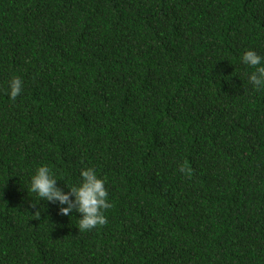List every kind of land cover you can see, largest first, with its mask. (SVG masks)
Returning a JSON list of instances; mask_svg holds the SVG:
<instances>
[{"label":"trees","instance_id":"trees-1","mask_svg":"<svg viewBox=\"0 0 264 264\" xmlns=\"http://www.w3.org/2000/svg\"><path fill=\"white\" fill-rule=\"evenodd\" d=\"M248 48L264 0H0V264H264ZM40 164L94 168L107 222L27 191Z\"/></svg>","mask_w":264,"mask_h":264},{"label":"clouds","instance_id":"clouds-1","mask_svg":"<svg viewBox=\"0 0 264 264\" xmlns=\"http://www.w3.org/2000/svg\"><path fill=\"white\" fill-rule=\"evenodd\" d=\"M240 62L254 69L246 74L247 81L257 90L264 89V57L255 49L248 48L240 56ZM23 82L16 75L10 78L6 94L15 101L22 91ZM58 176L47 164L35 167L28 178L27 191L34 193L40 200L64 205L59 212L68 215L73 209L80 215L78 227L81 231L104 225L107 218L104 210L110 207L105 179L98 176L92 167H82L79 170V181L66 185L68 191L57 186Z\"/></svg>","mask_w":264,"mask_h":264}]
</instances>
